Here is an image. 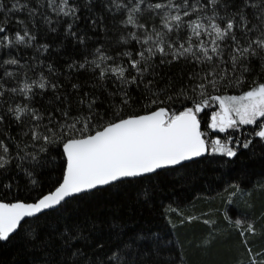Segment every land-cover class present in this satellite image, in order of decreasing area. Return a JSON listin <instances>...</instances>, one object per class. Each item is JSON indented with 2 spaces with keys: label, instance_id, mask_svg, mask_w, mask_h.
<instances>
[{
  "label": "snow or ice",
  "instance_id": "snow-or-ice-1",
  "mask_svg": "<svg viewBox=\"0 0 264 264\" xmlns=\"http://www.w3.org/2000/svg\"><path fill=\"white\" fill-rule=\"evenodd\" d=\"M68 43L79 54L57 66L52 56ZM214 108L208 127L228 133L223 142L201 131L200 114ZM244 126L264 143V0H0V242L35 226L32 264H179L171 236L119 217L105 235L67 209L125 184L141 186L148 207L143 185L205 156L234 163L253 146L232 135ZM54 148L62 173L44 194L33 174ZM12 173L28 177L33 202ZM53 215L59 230L46 223ZM241 223L248 264H264L248 241L255 226Z\"/></svg>",
  "mask_w": 264,
  "mask_h": 264
},
{
  "label": "trees",
  "instance_id": "trees-1",
  "mask_svg": "<svg viewBox=\"0 0 264 264\" xmlns=\"http://www.w3.org/2000/svg\"><path fill=\"white\" fill-rule=\"evenodd\" d=\"M115 36L112 32L107 38L101 35L97 39L107 43ZM56 51L63 53L60 59L56 53L52 56L57 66L79 54L74 52L71 43L66 49L58 47ZM177 67L172 68L173 74ZM227 94L239 93L229 90ZM173 107L179 109L182 105ZM215 111L218 108L200 114L202 132L208 140L219 138L223 142L228 133L213 132L208 127ZM256 130L254 126H244L240 132L232 133L240 140H253V146L241 149L234 163L219 155L208 156L178 173V178L143 185L153 193V202L148 207L137 200L141 186L125 184L120 189H101L94 196L70 205L67 212L76 221L93 218L105 235L113 217L129 222V229H156L174 238L179 250V264H248L235 222L241 220L242 228L253 224L256 235L249 236L248 241L254 251L264 250V143L254 137ZM62 163L58 150L52 149L47 166L33 174L38 181L35 191L48 194L54 190L61 177ZM27 167L30 170L31 166ZM12 175L13 183L19 184L24 199L33 202L36 196L24 191L26 186L33 187L28 177L23 173ZM7 199L13 200V197ZM46 223L59 230L62 217L50 216ZM44 224L42 221L41 226ZM34 227L25 225L24 236L14 234L15 239L0 242V264H32L34 257L39 258V246L33 248L26 235Z\"/></svg>",
  "mask_w": 264,
  "mask_h": 264
},
{
  "label": "water",
  "instance_id": "water-1",
  "mask_svg": "<svg viewBox=\"0 0 264 264\" xmlns=\"http://www.w3.org/2000/svg\"><path fill=\"white\" fill-rule=\"evenodd\" d=\"M206 157H208V156L202 157V158H200V159H203V158H206ZM200 159H198V160H200ZM198 160H197V161H198Z\"/></svg>",
  "mask_w": 264,
  "mask_h": 264
},
{
  "label": "rangeland",
  "instance_id": "rangeland-1",
  "mask_svg": "<svg viewBox=\"0 0 264 264\" xmlns=\"http://www.w3.org/2000/svg\"><path fill=\"white\" fill-rule=\"evenodd\" d=\"M212 130V129H211ZM213 131V130H212ZM213 132H217V131H213ZM223 134V133H222Z\"/></svg>",
  "mask_w": 264,
  "mask_h": 264
},
{
  "label": "flooded vegetation",
  "instance_id": "flooded-vegetation-1",
  "mask_svg": "<svg viewBox=\"0 0 264 264\" xmlns=\"http://www.w3.org/2000/svg\"><path fill=\"white\" fill-rule=\"evenodd\" d=\"M201 131H202V127H201Z\"/></svg>",
  "mask_w": 264,
  "mask_h": 264
}]
</instances>
